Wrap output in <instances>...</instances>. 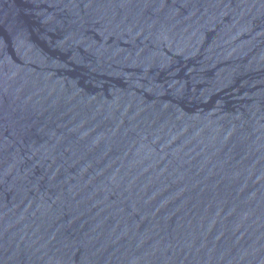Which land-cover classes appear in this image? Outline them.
Here are the masks:
<instances>
[{
    "label": "water",
    "instance_id": "95a60500",
    "mask_svg": "<svg viewBox=\"0 0 264 264\" xmlns=\"http://www.w3.org/2000/svg\"><path fill=\"white\" fill-rule=\"evenodd\" d=\"M0 264H264V0H0Z\"/></svg>",
    "mask_w": 264,
    "mask_h": 264
}]
</instances>
